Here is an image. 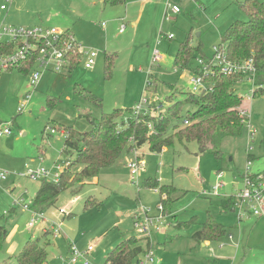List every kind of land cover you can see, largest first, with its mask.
Instances as JSON below:
<instances>
[{
    "label": "rangeland",
    "instance_id": "rangeland-1",
    "mask_svg": "<svg viewBox=\"0 0 264 264\" xmlns=\"http://www.w3.org/2000/svg\"><path fill=\"white\" fill-rule=\"evenodd\" d=\"M242 1L171 0L180 8L177 15L165 14L166 0H141L129 7L107 0H13L7 11L0 10V22L6 25L67 30L81 49L98 52L92 68L86 69L80 62L71 71L68 67L58 73L48 70L36 87L29 86L31 71L25 74L16 67L0 73V122L10 123L11 130L9 137H0V170L6 173V180L0 182V227L8 233L0 247V264H17L15 256L29 239H38L40 245L47 243L43 264H64L69 258L68 244L79 250L92 245L89 260L104 264L106 254L122 239L147 236L137 233L135 215L147 210L148 216H159L160 194L143 185L147 178L186 192L176 201V210L172 209L175 217L164 214L149 226L148 238L158 260L148 264H264V215L249 214V206L242 202L229 212L220 213L217 207L221 198L237 196L242 189L249 153L256 157L251 160V172L264 168V93L253 96L256 87L246 79L235 86L247 109L239 135H223L202 153L195 141L182 143L175 138L163 153L151 151L147 142L124 149L111 166L86 179L81 187L61 191L53 205L41 210L43 219L37 218L32 227L28 226L32 213L14 204L20 199L31 201L37 192L40 180L19 174L36 166L39 157L51 173L63 165L64 135L57 130L58 125L88 131L91 118L96 120L117 108L131 114L133 105L147 93L156 103L150 108L154 115L167 112L173 103L180 104L178 119L168 115L165 136L174 134L176 123L179 128L187 126L182 120L196 109L184 101L191 92L194 73L178 68L173 63L174 54L179 43L188 39L212 56V47L220 43L226 28L248 19L240 7ZM170 34L172 39L167 38ZM154 49L163 59L152 65ZM105 54L111 55L107 75ZM195 59L193 66L197 65ZM78 85L97 96L100 104L77 94ZM25 94L29 100L19 112ZM52 99L55 101L50 105ZM249 131L255 144L248 152ZM134 152L144 167L132 181L126 163L135 159ZM80 168L77 165L74 170ZM216 183L223 187L213 195L210 191ZM203 191L210 196L201 195ZM196 199L207 203L215 219L222 222L225 236L204 244L190 238L189 232L198 225L173 227L176 221L185 222L192 215L198 222L206 219L207 210L197 202L192 204ZM52 226L60 229L58 236L44 234Z\"/></svg>",
    "mask_w": 264,
    "mask_h": 264
},
{
    "label": "trees",
    "instance_id": "trees-1",
    "mask_svg": "<svg viewBox=\"0 0 264 264\" xmlns=\"http://www.w3.org/2000/svg\"><path fill=\"white\" fill-rule=\"evenodd\" d=\"M107 1L112 5L125 2V0ZM240 7L245 11L248 19L232 22L226 28L218 44L224 46L227 57L231 61L240 62L252 57L256 69L254 77L256 88L253 96H257L264 93V0H243ZM68 33L64 30L65 35ZM14 49V44L0 43V52L11 53ZM109 56L111 55L105 54L106 75L107 71L110 72ZM80 58V52L75 49L68 65L70 71L80 63ZM195 58L207 61L211 56L203 53L200 45L192 46L188 39L179 43L173 57V63L178 68L201 75L204 81L210 84L209 90L190 92L184 99L185 102L196 107L182 120V122L188 121L187 126L179 128V123H176L174 134L165 136L168 115L178 119L179 103L168 106L165 113L159 112L158 115H154L149 111L138 117L124 113L117 108L112 112L102 113L96 120L91 118L92 125L88 131L79 132L68 127L60 128L58 125L57 130L61 129L64 135L61 149L63 161L70 163L60 172L56 182L40 180L38 190L32 199V207L41 211L53 205L61 191L74 186L81 187L86 179L97 176L102 168L111 166L124 149L139 148L147 142L151 151H160L162 147L172 145L175 138L182 143L195 141L198 152L202 153L212 148L223 135H239L244 119L242 111L246 109V106L242 104V97L236 92L235 86L244 77L239 73L222 74L212 64L211 71L202 74L200 65H192V60ZM33 66L34 61L27 60L24 65L17 66L16 69L28 74ZM77 87V94L100 104L97 96L79 85ZM53 101L55 100H49L48 103L52 105ZM147 123L152 125V134H148ZM215 155L221 156L219 151H215ZM247 157L251 155L248 154ZM77 165H81V168L74 170ZM260 173L264 175V170ZM143 185L155 188L159 192L164 214L176 216L172 214L174 203L186 193L185 191L169 184L158 185V182L152 178L145 179ZM236 204L237 199L230 195L221 198L217 207L220 213H224L233 210ZM193 219L194 217L185 222L176 221L174 227L189 228L192 221L195 222ZM199 225V229L191 235L197 242L219 240L226 234L224 226L216 221L209 210L206 211V219ZM7 234V230L1 226L0 247L7 238ZM46 245L47 243L40 245L38 239L27 240L15 256L17 264H43L47 257ZM150 249L151 244L147 236L126 237L106 254L104 264H134L139 255Z\"/></svg>",
    "mask_w": 264,
    "mask_h": 264
},
{
    "label": "built area",
    "instance_id": "built-area-1",
    "mask_svg": "<svg viewBox=\"0 0 264 264\" xmlns=\"http://www.w3.org/2000/svg\"><path fill=\"white\" fill-rule=\"evenodd\" d=\"M13 0H0V10L7 11ZM166 12H169L173 15H177L180 12V8L177 3L171 2V0H166L165 3ZM104 25V23H102ZM121 31V28H120ZM168 39L173 38V35L170 34L167 36ZM0 43H9L14 44L15 49L11 53L0 52V73L2 71H8L16 68L17 66L24 65L27 60H33L34 66L29 74V86L36 87L39 83L41 77L45 72L54 71L60 72L62 68H67L70 59L72 58L75 49L77 52H80L81 58L79 62H82L86 69L92 68L95 63V59L98 55L97 50L93 49H81L79 44L75 42L72 35L64 34V30H59L56 27H43V26H33V27H24V26H12L10 24H5L3 21L0 22ZM163 55L157 50L154 49L151 53V62L150 64H156L161 62ZM196 63L201 66L202 74L211 71V64L219 70L222 74H233L239 73L244 79L248 82L254 84V77L256 73L255 65L253 63L252 57H249L240 62L231 61L227 57L224 46L219 44L212 47V56L207 61L197 58ZM149 73L146 76L144 87L149 88ZM190 84L192 86L191 92L197 93L201 90L210 89V84L205 82L203 77L198 74H194L190 79ZM254 91V90H253ZM252 91V94H253ZM29 100V95L25 94L21 96V104L18 108L19 112L23 110ZM154 97L148 96L147 93H143L139 101L133 105L131 108V115L138 117L143 114H147L150 111L152 105H155ZM156 109L159 106H155ZM247 109L242 111V115L245 120V113ZM184 125L188 124L187 120L183 121ZM149 129L148 134H152V125L147 123ZM250 127H248V130ZM53 131V129H52ZM11 134L10 123L0 122V137L9 136ZM134 143L133 141H131ZM254 144V134L249 131L247 138V151L252 150ZM250 154V153H249ZM135 159L130 160L126 163V166L129 170L131 180L134 181L137 174L140 170L143 169L144 163L138 157L136 152H134ZM43 158H38V164L34 167H27L26 171L23 174L25 177H28L32 180H49L56 182L59 179L60 172L64 169L68 162L63 163V165H57V170L55 173H51L48 169L42 166ZM251 159L248 157V160L245 165V173L242 176L243 187L237 194V205L241 202L249 206V214L254 216L264 215V175L262 173H253L250 169ZM52 175L50 178L49 176ZM218 177H221V174H218ZM6 179V173L0 170V182ZM223 187L222 183H216L212 190L211 194L217 195L220 188ZM156 190V189H155ZM202 194L206 195L209 192L203 191ZM15 205L20 206L24 211H29L32 213L33 217L28 223L29 227H32L37 218L43 219V214L40 210H37L32 207V200L25 202L24 200L14 201ZM158 210L160 212L157 217L148 216V211L144 210L141 215L134 216L135 228L138 234L147 233L149 236V226L153 222L163 219V206L160 202L158 204ZM143 215V216H142ZM49 232L53 237L60 234V229L58 227L52 226L49 229ZM93 250L92 245H88L84 250H79L74 244H68V253L69 258L66 259L67 264H92L88 258V254ZM158 258L155 257V254L152 250H148L144 254L139 255L134 264H148L157 261Z\"/></svg>",
    "mask_w": 264,
    "mask_h": 264
},
{
    "label": "crops",
    "instance_id": "crops-1",
    "mask_svg": "<svg viewBox=\"0 0 264 264\" xmlns=\"http://www.w3.org/2000/svg\"><path fill=\"white\" fill-rule=\"evenodd\" d=\"M138 1H141V0H125L124 3L127 5V7H129V4H130V3L138 2ZM109 4H110V3H109ZM139 16H140V15H139ZM73 38H74V37H73ZM74 40H75V39H74ZM75 41H76V40H75ZM76 42H77V41H76ZM12 70H13V69H12ZM68 70H69V69H68ZM242 104H243L244 106L246 105L245 102L242 103ZM9 136H10V135H9ZM9 136H6V138L9 137ZM8 139H9V138H8ZM8 139H7V140H8ZM254 144H255V143H254ZM254 144H253V146H254ZM253 146H252V149H253ZM164 151H165V147H162V148L160 149L159 152L163 153ZM250 155H251V157H249V158H250L251 160L254 159V158H256L254 155H252V154H250ZM138 157H139V156H138ZM263 160H264V159H263ZM263 170H264V168H261V169L257 170V172H255V173H259V172H261V171H263ZM5 180H6V179H5ZM157 182H158V181H157ZM177 189H178V188H177ZM179 190H180V189H179ZM181 191H182V190H181ZM185 194H186V193H185ZM201 195H204V194L201 193ZM206 196H210V195H206ZM186 197H187V196H186ZM186 197H185V198H186ZM180 198H181V197H180ZM180 198H179V199H180ZM32 199H33V198H32ZM196 202H197V206H199L200 208H204L203 210H209V211H210V209H209L207 203H205V202H199V201L196 199V200H193V201H192V204H195ZM175 204H177V203L175 202V203H174V206H175ZM174 206H173V208H175L174 210H176V207H174ZM174 210L172 211V213H173V214H176ZM210 212H211V211H210ZM211 213H213V212H211ZM193 217H194L193 220H195V222L192 221V225L196 224V225H198V227H196V229H193L192 231L189 232V234H190V238H191V239H193V238L191 237V235L194 233V231H196L197 229H199V226H200L199 224H200V222H201V221L198 222L197 216L195 217L194 215H192L191 218H193ZM188 220H189V219H188ZM188 220H187V221H188ZM216 221H217L218 223H220V224L223 226V224H222L221 221L219 222V220H217V219H216ZM192 225H191V226H192ZM173 227H174V225H173ZM174 228H175V227H174ZM175 229H177V228H175ZM47 233H49V230H48V229L45 230L44 234H47ZM193 240H194V239H193ZM194 241L196 242V240H194ZM203 242H204V244L208 243V241H203ZM13 247H14V246H13ZM66 250L68 251V247L66 248ZM64 264H67V262L64 261ZM77 264H80V263H77Z\"/></svg>",
    "mask_w": 264,
    "mask_h": 264
}]
</instances>
